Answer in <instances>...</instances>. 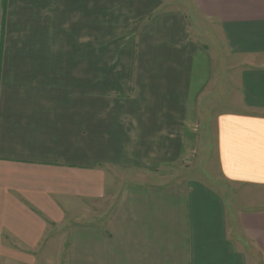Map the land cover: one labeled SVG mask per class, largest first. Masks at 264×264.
Returning a JSON list of instances; mask_svg holds the SVG:
<instances>
[{
  "label": "crops",
  "instance_id": "1",
  "mask_svg": "<svg viewBox=\"0 0 264 264\" xmlns=\"http://www.w3.org/2000/svg\"><path fill=\"white\" fill-rule=\"evenodd\" d=\"M191 2L0 0V264H264V0Z\"/></svg>",
  "mask_w": 264,
  "mask_h": 264
},
{
  "label": "rangeland",
  "instance_id": "2",
  "mask_svg": "<svg viewBox=\"0 0 264 264\" xmlns=\"http://www.w3.org/2000/svg\"><path fill=\"white\" fill-rule=\"evenodd\" d=\"M176 2V0H174ZM179 1V0H178ZM183 3H185L184 7H190V10L192 11L193 7L191 5H193V3L191 2V0H180ZM201 25H204L205 29H209L208 31H210V33L212 34L211 36H213V38H215V44H214V50H215V62H216V68L218 66V70L221 69V71L217 70V83L220 80H225V81H229V79L232 82V86H233V99L238 97V85L236 84L237 82V66H240L241 64H243L240 60L239 57L237 56H231L228 54H225L223 49L221 48V42L222 40L220 39V35L217 33V35H215V33L217 32L215 29H217L215 27V24L212 23H201ZM201 34H204V31L201 30ZM210 43H212V40L210 41ZM213 46V45H212ZM231 68V69H230ZM222 70H225L224 72ZM221 82V84H222ZM236 102L232 103V109H236L238 108L236 105ZM217 108L220 106V104L216 103L214 104ZM212 139L210 137V140L208 141L209 144H207V148L204 152L201 151L200 157L199 159H197V161H195V164L193 167L190 168H183V170L181 171V173L187 175V174H191L194 177H200L202 179H205V181L209 182L212 185H215L218 188H224V189H228L230 191L234 190L233 187L226 185V183L223 181V179H221V175H220V170L218 164H217V160H216V154L212 148ZM166 171L168 172V175H172L177 172H175L176 170H172L166 168ZM113 175L115 176V186L116 187H120V185H122V183H126L127 181L131 182L132 178L131 176L127 175L126 172L124 171H117L115 170L113 172ZM136 181H140V183H149V181H151V177L150 175H143V174H136L135 178H133ZM157 179H171L168 176H161L160 178ZM118 192L117 190H114L111 192V195H109L107 198H105V201L103 202V204H101V206L99 207L102 211L104 209H108L111 207V205L113 204V202L116 199V193ZM99 210V211H101ZM105 210V211H106ZM67 233V227L66 225H60V226H52L51 227V246L46 247V251L43 254V256H41L42 258L40 259V264H48V262H50L51 264H65V249H66V245H67V239L68 236L66 235ZM50 253V254H49ZM51 260V261H49Z\"/></svg>",
  "mask_w": 264,
  "mask_h": 264
}]
</instances>
